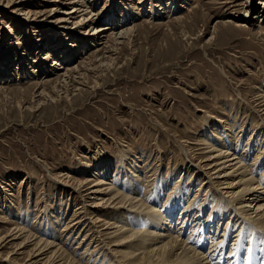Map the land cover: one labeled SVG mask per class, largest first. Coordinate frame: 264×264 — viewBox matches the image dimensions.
<instances>
[{"label": "rangeland", "instance_id": "obj_1", "mask_svg": "<svg viewBox=\"0 0 264 264\" xmlns=\"http://www.w3.org/2000/svg\"><path fill=\"white\" fill-rule=\"evenodd\" d=\"M18 1L0 0V237L19 226L43 239L61 238L63 249L87 264H115L93 244L85 249L90 259L80 255L83 247L76 249V229L82 239L93 225L86 208L76 219L87 226L63 231L82 200L60 174L104 179L145 207L177 210V218H188L185 209L195 198L196 210L208 200L201 215L208 225L223 218V206L216 188L202 187L192 145L201 140L218 146V139L257 180L262 177L264 117L256 103L262 99L255 100L264 95V18L256 9L263 0H163L170 14L167 8L150 12L145 0H81L78 7L93 13L92 23L82 26L78 19L59 22L72 0L62 1L57 12L53 0ZM14 6L16 14L9 11ZM229 18L247 27L224 26ZM98 26L108 30L94 46L74 47ZM124 27L133 32L120 44L114 37ZM51 51L62 57V68L51 69ZM45 52L42 63L38 54L40 59ZM66 66L76 69L67 73ZM40 91L43 97H37ZM108 212L95 216L117 222V212ZM230 221V215L220 221L219 233ZM143 223L134 224L137 231L147 228ZM210 228L203 230L205 248Z\"/></svg>", "mask_w": 264, "mask_h": 264}, {"label": "bare ground", "instance_id": "obj_2", "mask_svg": "<svg viewBox=\"0 0 264 264\" xmlns=\"http://www.w3.org/2000/svg\"><path fill=\"white\" fill-rule=\"evenodd\" d=\"M35 1L36 2H32V0H20L18 2L23 5H28L29 3L34 4L41 0ZM53 1L58 2V8L55 7L53 10L56 12L60 11L59 6L64 0ZM80 1L81 0H72L70 3L73 6L63 12L65 16L62 17L59 22L63 24L64 22L78 19L75 22L78 24L77 26L90 23L93 20V13L90 11L87 13L88 10L85 13L84 10H81L78 7ZM145 2L151 4L149 10L151 12L152 9V13L156 11V8L163 12H166L168 9L169 11H167L169 14L171 12V6L168 4L166 6L163 0H145ZM260 4V7L256 5V9L258 8L257 10L263 11L261 17L264 18V0L263 2L260 1ZM135 6L136 5H134V9L138 12L142 10L138 9L139 5L137 7ZM14 7L9 11L16 14L20 9H18L17 6ZM251 10L253 12V8H251ZM257 12L259 13V11ZM125 14L129 15V12ZM136 14L141 15V13ZM24 17L31 19L29 13H25ZM233 18L236 19V16ZM233 18L226 20L223 25L227 26L233 23L239 28L247 27L243 22L239 23L233 20ZM219 28V25L215 28L216 31L211 39H216ZM106 30H108V26H98L94 31L87 30L89 32H86L89 34L84 37V41L73 42L75 44L74 47H77V43H79V46L88 47L87 43L89 42L91 46H94L96 42H93V40L96 41L97 38L104 36ZM132 32L133 27H124L121 32L116 33L114 38L116 41L120 42V40L131 35ZM68 36L70 35L68 34ZM71 44L70 47L73 49L74 47L71 46ZM99 44H102V42ZM51 47L53 46L51 45ZM42 50L44 49L42 48ZM51 52L54 55V60L50 64L51 69L54 70L57 69V67L62 68L61 65L63 62H57L60 61L59 57L61 56L55 51ZM48 56L49 55L45 52L44 56L39 59L38 54V60H42V63H44L45 60H48ZM24 62L20 64L23 65ZM66 69L67 73H69L76 68L67 67ZM43 91H40L37 97H43ZM258 97L255 102L262 99L260 102L256 103L259 112L264 117V95ZM214 136H216V134H214ZM227 138H229L230 141L231 135L228 134ZM216 143H219L218 146L200 140L192 145V147L195 146L196 149L193 150L190 148V150H192V156L195 157L197 169L201 171L199 178H203L202 182H204L205 179L202 187L208 189L216 188L217 194L220 197L221 206H223L221 209L223 218L228 215L232 217L233 221H230L231 223L229 224L227 223L226 226L222 228L221 233H219L221 227L220 221L223 220V218L216 222L218 225L216 234H213V227L216 225H214L215 220H212V218L208 225L206 220L201 219V215L206 212L205 206L209 202L208 200H206L201 207L198 206L199 209L196 210L195 207L198 204V200L195 198L193 202L187 205V209H185L186 215L184 216L188 218H177V215H175L177 210L165 214V212H161L164 209L160 211L157 210L158 208L155 209L149 205L150 208H147L148 206L145 207V204L143 205V203L140 202L141 200L139 201L137 197L126 195L118 191L116 187L111 186V183H107L104 179L99 178L95 181L94 178L89 177L88 179L80 180L62 173L58 176L61 183H63L66 188H72V191L77 193L82 200L80 205L78 204L79 206L75 208L72 218L67 221L68 223L65 225L63 231L77 228L81 222H84L87 226V220H84V218L79 219L77 217L78 219H76V216L80 215L81 209L86 208V211L90 214L89 219L93 225L88 227L89 231L84 234L82 239H78L82 229L77 228L76 230L79 229V231L76 232L77 235L74 236V239L77 240L73 242H77L75 246L76 249L83 247V252L80 255L87 259H90V256L86 254L85 249L93 244L95 250H104V252H108L110 257L116 261L115 264H264V173L262 177L260 176L259 180H257V177L253 174V170H250L249 166L242 162L233 151H228V148L219 147L224 146V142L218 141L217 139ZM262 159V161L260 160L261 162L264 161V157ZM261 162H259V164ZM133 189L137 191L139 188L134 185ZM175 196L176 199L179 197L178 194ZM210 197H213L212 193H209L207 198ZM180 200L184 201L183 198H180ZM179 204L181 203L179 202ZM175 206L177 207V205ZM109 210L117 212L114 213V215H118L117 222L111 221V223L95 216L96 212H108ZM220 212L218 213L217 211L218 217H222V213ZM174 215L176 219H178V226H181L180 228L177 227L176 230L174 229ZM130 216L134 217L132 223L129 222ZM203 217H205V215ZM141 222H144L143 224H146L147 228L137 231V227L134 226V224L139 225ZM209 226L211 227V233L209 235L210 242H208V247L205 248L207 242L205 244L202 239L206 241L208 238L205 236V231L203 230L207 229ZM232 226L234 228L238 226L234 236L237 238H235V242L231 244L232 247L228 249L227 241L229 240L231 231L234 229ZM187 230H189L190 233L185 236ZM63 231L62 233H64ZM199 233L201 234L199 235ZM198 235L199 238H197ZM245 237L248 239H245ZM241 238L242 240L238 244ZM59 240L43 239L28 232V230L26 231L22 227L13 226L12 230L0 237V259L4 258L2 261H6L8 264H87V262L83 261L80 257L76 258L71 256L66 249H63ZM6 248L11 249V251H9L7 255H4ZM91 253L93 254L95 251L93 250ZM21 256L25 259H21Z\"/></svg>", "mask_w": 264, "mask_h": 264}]
</instances>
